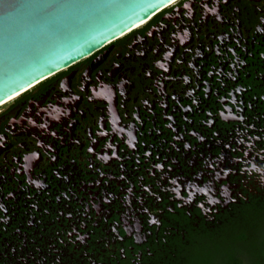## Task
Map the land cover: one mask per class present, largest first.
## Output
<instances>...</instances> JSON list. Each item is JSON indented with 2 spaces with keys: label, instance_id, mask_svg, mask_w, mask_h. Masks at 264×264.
Here are the masks:
<instances>
[{
  "label": "flooded vegetation",
  "instance_id": "flooded-vegetation-1",
  "mask_svg": "<svg viewBox=\"0 0 264 264\" xmlns=\"http://www.w3.org/2000/svg\"><path fill=\"white\" fill-rule=\"evenodd\" d=\"M193 103L203 106L193 112ZM181 104L192 110L187 118ZM245 123L262 134L257 147L263 149L264 0L179 1L0 112V264H39L48 252L69 264L67 253L76 241L59 224L61 204L71 202L62 195V180L69 182L74 171L75 186L115 200L123 194L118 186L129 154L144 152L146 144L154 150L151 162L127 170L125 185L139 196L149 183L148 192L155 190L162 200L151 201L135 224L123 222L120 207L111 213L121 241H113L117 249L97 248L107 241L103 224L85 226L84 250L100 264H186L196 248L224 235L245 208L264 201L260 187L239 189L242 196L234 191L233 169L215 145L216 137L232 145ZM53 140L60 142L55 150ZM257 150L262 156H252L251 163L264 172V151ZM165 156L167 161L158 162ZM103 180L113 183L101 191ZM92 204L75 203L79 208H71L69 217L78 219L82 205L93 214ZM47 242L55 244L54 252Z\"/></svg>",
  "mask_w": 264,
  "mask_h": 264
},
{
  "label": "water",
  "instance_id": "water-1",
  "mask_svg": "<svg viewBox=\"0 0 264 264\" xmlns=\"http://www.w3.org/2000/svg\"><path fill=\"white\" fill-rule=\"evenodd\" d=\"M175 1L61 0L62 3L75 6L38 7L37 4L41 3L42 0H0V104L33 86L28 91L30 92L42 83L93 57L109 45L128 35V32L136 26L149 20L152 16L155 18L166 11V7ZM223 102L226 101L223 100ZM241 103L242 100L237 104L240 109L243 107ZM228 104L226 102L225 106L228 107ZM183 106L181 104V114L184 113L185 117L183 118H187L186 115H189L192 110L190 111L189 107ZM200 106L202 107L203 105L191 104L193 112ZM207 123L211 124L210 122ZM186 125L187 130H191L188 127L191 126V121L187 120ZM201 129L209 136H213L214 131ZM260 137L262 138V134H257L253 129L248 128L245 123L241 128V136L232 145H229L230 139L223 141V138H215L217 140L216 148L221 151V156L228 161L229 167L233 169L231 170V176L234 177V191H238L241 196L242 192L239 189L256 191V187H260L264 190V178L262 180L256 179L257 173L260 174L263 169L258 166V163H251L254 160L253 157L260 158L262 156L258 155L257 149L264 151V148L257 147ZM54 141L49 143V145L53 146L55 150L60 145V142L55 141V144H53ZM190 142L192 144L195 143L193 139ZM254 143L256 144L254 145ZM184 145L185 143L181 142V148ZM145 147L144 152L130 153L126 161L128 166L122 168L125 176L120 179V183H123V186H118V188L120 193H123L119 195L123 199H118L119 196H117V199L113 200L108 195H106L108 200L106 198L100 199L98 197L101 192L96 196L90 194L89 188H84L82 184L75 186L74 180L76 176L74 175L76 172L74 171L70 174L69 182L66 179L62 180L61 184L65 188L62 195L65 194V197L69 198L71 202L64 200L61 204L59 224L65 227L64 233L70 235V240L76 241V244L75 242L73 243V248L69 247L71 252L67 253L69 264H77L76 259L81 262L89 260L91 264H100L97 257L88 256L85 253L87 252L84 250L86 246L84 243L87 241L85 238L86 231H89V227L85 229V226L91 227L94 223L93 227L96 228L103 224V229L107 233V241L103 244H98L97 248H101L105 252L110 249L113 250V248L117 249L118 247L113 241L115 239L118 243L121 241L117 230H114V225L109 222L111 213L114 210L118 212L120 207L119 214L123 222L126 225L129 223L135 224L138 215H147L146 209L148 210L151 201L153 204H159L162 200L155 190L152 189L153 193L148 192V185H151L149 183H144L145 185L140 188L139 196L134 194V192L132 194L128 193V186L125 185V172L127 170L129 172L134 171L139 166V163L151 162L150 153L154 152V150L151 151L150 144H146ZM252 149L256 156L252 154ZM163 153L158 152L156 154ZM194 157L195 155L186 159L188 165H191L190 161ZM164 161H167L166 156L158 159L160 163ZM126 162L123 164H126ZM168 162L172 161L169 160ZM161 176L157 175L159 180H161ZM151 178L149 179L152 180L153 178ZM101 180L102 178H99V181ZM112 183L106 184V180H103L101 182V191L104 187H110ZM107 190L109 191V189ZM81 194H84L87 197V201H91V204L94 203L91 208L94 213L88 214L86 207L82 205L83 211L79 212V218L71 219L69 212L71 208L77 207L75 203L80 205L87 202H82ZM62 195L59 194L60 197ZM79 196L80 199H78ZM102 196H104V193ZM259 202H256V204ZM100 203H105L106 208L98 211ZM190 204L191 201H189ZM203 207L208 206L203 204ZM204 212L205 214L209 212L208 208ZM82 213L88 216L84 217ZM31 229L35 237L40 238L42 233L40 234L38 229ZM54 245L47 242L46 249L54 252L56 250ZM65 245H61L64 250H66ZM57 251H61V248L57 249ZM52 256L49 252L46 255L42 253L41 257L37 259L38 263L44 264L45 261L51 262V264L63 263L60 261L59 253H53Z\"/></svg>",
  "mask_w": 264,
  "mask_h": 264
},
{
  "label": "trees",
  "instance_id": "trees-1",
  "mask_svg": "<svg viewBox=\"0 0 264 264\" xmlns=\"http://www.w3.org/2000/svg\"><path fill=\"white\" fill-rule=\"evenodd\" d=\"M46 82L42 83L38 87L42 86ZM29 93L30 92L24 94L23 96ZM243 214L249 216L251 213L248 211ZM234 226L235 224L233 222L229 227L233 229ZM246 232L247 230L243 229L237 234L228 235L229 232L226 233V237L221 241V244L218 247L215 246L216 248H214V246H210V244L217 242L216 238H211L207 241L208 245H205L204 243L191 253L186 264H264V235H261L256 243L246 246L244 245V242L249 236H251L249 232L248 234ZM214 249H216L215 255H210L212 253L206 252L207 250ZM206 257L210 258L206 259Z\"/></svg>",
  "mask_w": 264,
  "mask_h": 264
},
{
  "label": "rangeland",
  "instance_id": "rangeland-1",
  "mask_svg": "<svg viewBox=\"0 0 264 264\" xmlns=\"http://www.w3.org/2000/svg\"><path fill=\"white\" fill-rule=\"evenodd\" d=\"M16 100H14V101H16ZM10 104H7V105L1 107L0 112L3 111ZM246 209H247L246 212L249 211V213H251V214L249 216H246L243 213L238 214L239 216L237 217L236 220H234V224H235L234 228L231 229L230 227H228V228L226 227L225 228V231H226L225 234L228 232H229L228 235L229 234H237V233H240V231H242L243 229L247 230L246 233L248 234V232H249L251 236H249L248 239L244 242L245 243L244 245L248 246V245H251L253 243H256L257 240L259 239V237L261 235H264V201L259 202L257 204L249 205L244 210H246ZM205 215L207 218H209V220H211L210 218L213 217L214 214H212V213L210 214V212L209 213L207 212ZM225 234L220 236V238L216 239L217 242L210 244V246H214V248H216L215 246L218 247L221 244V241L226 237ZM205 245H208V243H205ZM215 250L216 249L207 250L206 252L212 253L210 255H215V253H216ZM208 258H210V257H208ZM208 258L206 257V259H208Z\"/></svg>",
  "mask_w": 264,
  "mask_h": 264
},
{
  "label": "bare ground",
  "instance_id": "bare-ground-1",
  "mask_svg": "<svg viewBox=\"0 0 264 264\" xmlns=\"http://www.w3.org/2000/svg\"><path fill=\"white\" fill-rule=\"evenodd\" d=\"M179 1H181V0H176V1L173 2L172 4L168 5V6L166 7V9L169 8V7H171V6L174 5V4L178 3ZM152 19H154L153 16H152L149 20H147V21L141 23L140 25H138V26H136L134 29H132L130 32H128V35H129L130 33H132L133 31H135V30H137V29H139V28H141V27H144V26L147 25ZM126 36H127V35H126ZM34 86H35V85H34ZM32 87H33V86H32ZM32 87H30V88H32ZM30 88H28V89H26V90H24V91H22V92H20V93H18V94H16V95H14L13 97L7 99L6 101H4L3 103L0 104V108L3 107V106H5L6 104H9V103L13 102V101L16 100L17 98H20V97L23 96L25 93H27V92L30 90Z\"/></svg>",
  "mask_w": 264,
  "mask_h": 264
},
{
  "label": "snow or ice",
  "instance_id": "snow-or-ice-1",
  "mask_svg": "<svg viewBox=\"0 0 264 264\" xmlns=\"http://www.w3.org/2000/svg\"><path fill=\"white\" fill-rule=\"evenodd\" d=\"M12 6V5H9ZM38 7H68V6H75L69 5L67 3H62L61 0H42L41 3L37 4Z\"/></svg>",
  "mask_w": 264,
  "mask_h": 264
}]
</instances>
